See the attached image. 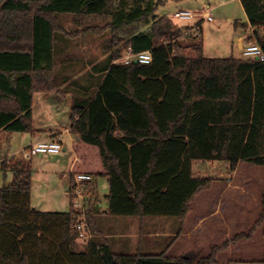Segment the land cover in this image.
I'll use <instances>...</instances> for the list:
<instances>
[{
    "label": "trees",
    "instance_id": "1",
    "mask_svg": "<svg viewBox=\"0 0 264 264\" xmlns=\"http://www.w3.org/2000/svg\"><path fill=\"white\" fill-rule=\"evenodd\" d=\"M264 53V0H240ZM155 0H0V150L2 132L33 133L34 94L57 91L56 36L111 34L108 65L94 96L69 112L74 174L105 178L107 210L113 217H163L180 222L190 203L213 178L196 176L195 163L241 162L263 169L264 62L209 58L200 23L178 27L158 17ZM76 19L108 17L102 28L74 32L57 25L59 14ZM130 47L150 51L148 65L115 63ZM9 184L0 188V264H193L189 256L116 254L106 243L78 249L79 213L40 212L30 204V161L4 156ZM88 192H86L87 195ZM260 213L247 232L236 234L196 264L218 256L259 228L264 238V193ZM95 210V208H94ZM93 209L88 211L87 222ZM264 263V256L261 260Z\"/></svg>",
    "mask_w": 264,
    "mask_h": 264
},
{
    "label": "rangeland",
    "instance_id": "2",
    "mask_svg": "<svg viewBox=\"0 0 264 264\" xmlns=\"http://www.w3.org/2000/svg\"><path fill=\"white\" fill-rule=\"evenodd\" d=\"M155 1L159 2L155 15L158 17H168L178 27H188L195 23V20L186 21L175 19L173 15L178 10L204 13L212 9V15L216 19V22L224 25L226 19L225 11L227 10L228 13L232 12L233 14L236 13L234 8L236 7V3H232L231 0ZM225 2L231 4L226 6L223 4ZM109 21L110 19L108 17L85 20L76 19L72 14L64 13L57 16V25L67 32L79 31L87 26L102 28L108 24ZM202 29L203 46L206 55L216 58L228 57L229 48H227L225 42L222 41L223 38L218 35V30L207 22L203 24ZM110 40L111 34L108 30L100 34L89 33L77 37H68L63 33H59L56 36L54 46V75L57 91L46 95H35L36 105L34 107V121L32 123L34 129L40 126L51 128L55 126L52 116L50 117L47 115L46 109H51L60 122L62 118H65L64 120L68 125L67 118L69 115L66 112L67 108L74 106L83 107L90 101L102 79L103 71L108 65ZM43 98H46L48 102L39 101V99ZM62 103H66V107L60 109ZM28 136V134L23 135L21 133H3L1 135L2 146L5 147L8 156H14L17 159L28 162L31 160L33 187H35L37 191L39 190L42 202L43 199L51 196L47 199L49 200L47 201L49 202L48 204L51 206L54 205L56 209H60V196L64 188L63 184L58 182L61 170L59 166L54 167V165L60 164L65 166L66 169L70 165L72 161V151L69 137L65 136L61 141L62 146H67L69 149L67 154L60 155L59 161H56L57 159L48 161L41 160L39 159L40 157L23 158ZM1 157L2 151L0 152V159ZM198 164H200L201 167H197L196 176L211 177L215 181H218L219 177L223 178L221 181H225V178L228 177L233 178V181L239 178H246L251 183V186H248V188L242 186L244 188L243 196L244 198H248L247 203L242 206V208L238 205L233 208V211H236V215H232L230 218V228H228L229 226H225L226 228L222 227L224 226L222 225L216 227L214 233H203L202 231H196L192 227L190 228V223H187V226H184L185 223H183V231L178 234L180 222L176 218L113 217L103 215V209L105 210L107 208L104 195L108 194V183L104 178H96L94 181L98 182V193L101 197L99 203L100 209L95 207V210L91 212L88 218L89 223L87 222V215L85 216L89 239L82 242L77 241L76 244L78 249H83L87 241L91 240L108 244L111 251L116 254H158L166 252L169 256H189L193 264H196L198 259L206 257L209 254L212 246L220 245L226 240L224 236L226 231L230 233L229 236L231 237L238 232H247L257 219L261 210L260 201L254 203L255 207H253V212L251 211L252 208L248 207L249 204L253 202L254 194H259V198L261 194L264 193L263 169L241 162L237 169V175H234L222 162ZM203 164H205L204 168L202 167ZM66 171H68V169ZM10 181L11 174L9 172L6 174L3 173L0 160V188L9 184ZM66 183V186L69 187V178H67ZM58 193H60V196ZM96 202L97 200H95V204ZM234 216L236 218L235 221L233 219ZM236 225L237 227H235ZM208 226L209 221L206 222V230ZM263 256L264 238L262 235V228H259L253 239L244 243V248L241 251H236L234 249L233 251L224 252L221 254L219 260L220 264H264L261 262Z\"/></svg>",
    "mask_w": 264,
    "mask_h": 264
},
{
    "label": "crops",
    "instance_id": "3",
    "mask_svg": "<svg viewBox=\"0 0 264 264\" xmlns=\"http://www.w3.org/2000/svg\"><path fill=\"white\" fill-rule=\"evenodd\" d=\"M231 1H232V3L233 2L236 3V7H234L236 10V13L233 14L232 12L228 13L227 10L225 11L226 12L225 25L216 22V19L212 15L213 16L212 22H207V21H202V22L200 21L199 22V21L195 20L194 25H192L191 27L194 30L196 28V25L198 23H200V34H201L200 36L202 38L203 24L206 22L209 23V25H211L212 27H215V29L218 30L217 31L218 35L221 36V38H223L222 41H224L227 48H229L228 57L240 58V57H243L241 51H242V48L245 46V44L249 41H253L251 39L252 29L249 25L248 18L246 16V13L242 7L240 0H231ZM223 4L227 6L231 3L227 4L225 2ZM178 11H188V10H178ZM178 11H176V12H178ZM212 11H213L212 9H209V11H205V12H210L212 14ZM202 43H203V39H202ZM203 53L206 57H209L208 55H206V53L204 51V46H203ZM228 57H226V58H228ZM209 58H216V57H209ZM39 94H42V93H39ZM35 95L36 94H34V96H33L32 123L34 121V107L36 105L35 104L36 103L35 102V100H36ZM44 95H46V94H44ZM39 101L48 102V100H46V98L39 99ZM43 105H45V104H43ZM64 107H66V103H62V105H60V109H62ZM70 109H71V107L67 108L66 112L68 113V115H69ZM46 110H47V112H46L47 115L50 117L52 116V119L54 121L55 126L53 128L40 126V127H36L34 129L36 131H34L33 133H21L23 135H26V134L29 135L25 150H27L32 144H35L38 142H42V141H45L48 139H53L55 137L60 138V140L62 141V138H64L65 136H68L69 142L71 144L72 161H71L70 165L67 167L68 171H66L67 169L63 165H60V164L54 165V167L59 166V169L61 170V172H60L61 175H59V181L58 182L63 184V188H64L63 193H61L62 194L61 196H60V193H58L60 198H61L60 209L59 208L56 209V208H54V205L51 206L50 204H48L49 202H47V201H49V200H47V199H49L51 196L46 197V199H43V202H42V199L40 198L41 196L39 194V190L37 191L35 189V187H33L32 178H31L30 204H31L32 209H34L36 211H40V212H58V213L67 212L69 210L70 202H71L70 194H69V190L71 187L70 177H71L72 165L75 161V156H76L75 152L73 150V146H72L73 139H72V136L69 132L70 119L68 116V118H67L68 119V125H67V123L64 120L65 118H62V120L60 122L57 120L55 113H53L51 111V109H46ZM3 133H8V132H2V134ZM68 150L69 149L67 146H63L62 151L60 153H57V154H38V155H35L32 157H40L39 159L48 160V161L57 159L56 161H59V159L61 157L60 155H66ZM1 151H2V157L0 160L2 161L4 156H8V152L5 150L4 146H2ZM239 164H241V163H239ZM239 164H238V166H239ZM223 165H225V167L229 168V164L223 163ZM238 166H237L236 170L231 172L232 174L237 175ZM197 167H201V165L198 163H195V165L193 167L194 173H196ZM262 174H263V170H262ZM202 177H204V176H202ZM67 178H69V181H70L69 187L66 186ZM222 179L223 178L219 177L218 181L213 180L209 189L200 192L194 198V200L190 203V211H189V214L187 215V217L184 221V223H185L184 226H187L190 223L191 224V225H189L190 228L192 227L196 231H202L203 233H205V232L214 233L216 231V227L222 226V225H224L222 227H225V226L228 227L229 226L228 228H230V225H229L230 218L232 215H236V211H233V208L236 207L237 205L240 208H242V206H244L247 203L248 198L247 197L244 198V196H243L244 195L243 194L244 188L242 186H246L248 188V186L249 187L251 186V183L246 178H239V179H236V181H233V178H231V177L225 178V181H221ZM94 180H96V179L93 178L92 182L89 184V186L87 188L88 193L86 195V203H87L88 210H91V209L94 210L95 207H97V209H100L99 203H100L101 197L98 193V189H99L98 186L99 185H98V182H96ZM241 184H243V185H241ZM251 189H253V188H251ZM55 192H53V193H55ZM50 193H51V191H50ZM250 195H251V192H250ZM106 196H107V194L104 195L105 199H106ZM258 196H259V194H254L253 202H252V204L251 203L249 204L248 208L251 207L252 212L254 210L253 207H255L254 203H257L260 201L261 196L259 198H258ZM95 200H97L96 204H95ZM67 207H68V209L66 210ZM106 210H107V208L105 210L103 209V212H105ZM238 213H241V212H238ZM103 215H106V214H103ZM227 217H228V219H227ZM233 219H234V221L236 220L235 216ZM207 221H209V226L206 230L205 228H206V222ZM235 227H237V225ZM239 233H242V232H238L236 234H239ZM255 234L250 239L240 240L236 245L229 246V248L224 252H228L230 250L233 251L234 249L236 251H241L244 248V243H247L250 240H252L253 237L255 236ZM229 235H230V233L228 231H226V233L224 235L226 240H229L232 238ZM224 252H222V253H224ZM222 253H220L218 256V264H220L219 259H220Z\"/></svg>",
    "mask_w": 264,
    "mask_h": 264
},
{
    "label": "built area",
    "instance_id": "4",
    "mask_svg": "<svg viewBox=\"0 0 264 264\" xmlns=\"http://www.w3.org/2000/svg\"><path fill=\"white\" fill-rule=\"evenodd\" d=\"M173 17L180 20H196L212 22L213 16L210 12H189L178 11L174 13ZM194 33L199 34V29L195 28ZM242 56L244 58H251L261 62H264V53L260 46L254 41H249L242 48ZM152 61L150 51H144L140 53H133L131 48L128 47L122 57L115 61V63L130 64L138 63L141 65H148ZM62 143L60 138L55 137L42 142L32 144L27 150L23 152V158L29 159L32 156L38 154H57L62 151ZM93 177L87 174H74L72 176L71 187L69 190L70 199L73 208L79 213V220L76 224L77 238L78 240H87L88 231L86 226V192L89 184L92 182Z\"/></svg>",
    "mask_w": 264,
    "mask_h": 264
},
{
    "label": "water",
    "instance_id": "5",
    "mask_svg": "<svg viewBox=\"0 0 264 264\" xmlns=\"http://www.w3.org/2000/svg\"><path fill=\"white\" fill-rule=\"evenodd\" d=\"M203 168L205 167V164H203V166H202Z\"/></svg>",
    "mask_w": 264,
    "mask_h": 264
}]
</instances>
